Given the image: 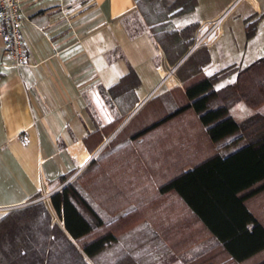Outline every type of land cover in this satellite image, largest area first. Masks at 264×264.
Segmentation results:
<instances>
[{"label":"crops","instance_id":"crops-1","mask_svg":"<svg viewBox=\"0 0 264 264\" xmlns=\"http://www.w3.org/2000/svg\"><path fill=\"white\" fill-rule=\"evenodd\" d=\"M234 1L197 0L193 13L178 19L176 25L182 27L221 15L225 18ZM246 1L256 15H264V0ZM245 8L241 7L239 19L251 16ZM192 16L194 20L185 22ZM22 30L28 59L18 67L4 56L0 36V216L42 200L51 213V221L57 222L73 240L50 201L51 193L65 184L59 177L70 174L67 179L73 178L146 100L181 81L175 74L176 67L169 74L171 65L135 0H29L23 6ZM206 50L207 64L228 57L227 47L219 39ZM130 66L140 79L135 88L137 102L113 131L95 145L96 138L91 133L109 124L121 111L108 87ZM190 121L167 120L136 138L132 148L118 153L117 200L94 203L101 207L105 223L91 237L114 234L117 243L104 252L116 254L119 259L128 255L127 264H170L174 258L168 255L190 252L193 257L189 259L195 258L196 264L264 261V249L236 261L216 243L177 193L159 194L162 182L231 147L226 144L228 137L218 142L209 140L198 119L191 122L200 126L205 136L191 135ZM206 139L211 144L208 149L202 145ZM190 157L195 161L189 162ZM262 195L264 190L249 196L245 204L264 222ZM116 211L123 215L111 221V214ZM191 223L203 235L200 238L196 233L181 239L182 233L178 232L186 231ZM175 235L181 242L172 240ZM206 238L210 246H205ZM171 264L190 263L185 258Z\"/></svg>","mask_w":264,"mask_h":264},{"label":"trees","instance_id":"trees-1","mask_svg":"<svg viewBox=\"0 0 264 264\" xmlns=\"http://www.w3.org/2000/svg\"><path fill=\"white\" fill-rule=\"evenodd\" d=\"M135 1L167 63L175 65L191 46L199 23L177 27V21L193 13L197 0ZM254 28L255 23L246 24L248 36ZM206 49L194 50L176 66L180 85L146 100L74 179L51 193L50 201L73 240L57 222L51 221L44 201L13 208L0 216V264H127L128 255L119 259L116 254L104 252L117 243L114 234L91 237L105 223L101 207L94 203L117 200L120 151L132 148L136 138L165 121L190 114L204 126L209 140L218 142L228 137L226 144L231 147L162 182L159 194L177 193L216 243L236 261L264 249V222L245 204L249 196L264 190V114L255 112L237 121L229 113L239 100L250 107L264 105V56L236 67L235 80L217 88L215 83L231 70L205 74L203 67L209 61ZM139 83L138 74L130 66L108 87L121 111L109 124L91 133L96 138L95 145L133 109ZM69 175H61L60 182ZM120 215L123 212L116 211L110 220Z\"/></svg>","mask_w":264,"mask_h":264},{"label":"rangeland","instance_id":"rangeland-1","mask_svg":"<svg viewBox=\"0 0 264 264\" xmlns=\"http://www.w3.org/2000/svg\"><path fill=\"white\" fill-rule=\"evenodd\" d=\"M246 2H247L246 0H235L231 4L229 11L227 12L224 21L222 23L219 41L221 42V44L227 47L228 57L223 60L217 58L203 67L205 73L207 74L224 69L231 70L227 75H225V77H222V79H220L218 82L215 83L216 87L228 82H232L235 79L236 67L241 68L247 65L249 62L253 61L254 59L264 56V15H256L254 13L255 10L251 9L249 4H246ZM243 6H246L245 10L246 12L248 11V13H251V16L245 19H239L240 16H238V13H240L241 7ZM194 19H195L194 16H192L188 20L186 19L185 22L192 21ZM248 23H255L254 31L249 36L247 35L246 32V24ZM172 67L173 66H171L170 68L168 67L169 74L170 71L172 72ZM231 107L232 108L229 109L231 114L234 116V118H236L239 121L255 112L264 114V105H261L259 107H250L247 104H245L242 100L237 101ZM181 118L182 117L178 119ZM186 118H188V120L191 121L195 119L192 114L186 115L185 119ZM191 121L189 123L190 124L189 133L191 135L196 134L200 138L201 137L203 138V136L205 135L202 134V128L200 126L196 127L195 125H193ZM202 145L207 149L208 146H211L210 142L207 139H206V144H202ZM192 147L193 146L190 144V148ZM194 161L195 160H193V158L190 157L189 162L192 163ZM71 179H74V177ZM71 179H67L65 180V182ZM189 225L190 226L187 228L186 231L184 230L182 232H178V233H182L181 239L185 236H189V237L195 236L196 233H199L201 238V236L203 235L202 230L199 227H197V225L194 223H191ZM181 239L178 240V235L172 237V240L174 242L177 241L178 243L181 242L180 241ZM205 246H210V240L208 238L205 239ZM167 257L174 258V260L170 262V264L173 263L174 261L176 262V261L184 260L185 258H188L190 264H196V262H194L195 258L189 259L190 257H193L191 252L187 254L168 255ZM155 264H161V262L156 261Z\"/></svg>","mask_w":264,"mask_h":264},{"label":"built area","instance_id":"built-area-1","mask_svg":"<svg viewBox=\"0 0 264 264\" xmlns=\"http://www.w3.org/2000/svg\"><path fill=\"white\" fill-rule=\"evenodd\" d=\"M29 0H0V36L3 54L13 66L27 63L28 51L22 30L23 6ZM224 15L202 20L198 23L186 57L194 50L209 46L219 39Z\"/></svg>","mask_w":264,"mask_h":264},{"label":"water","instance_id":"water-1","mask_svg":"<svg viewBox=\"0 0 264 264\" xmlns=\"http://www.w3.org/2000/svg\"><path fill=\"white\" fill-rule=\"evenodd\" d=\"M186 58V54H184L181 58H180V60L173 66V69L177 66V65H179L184 59ZM66 183V182H65Z\"/></svg>","mask_w":264,"mask_h":264}]
</instances>
